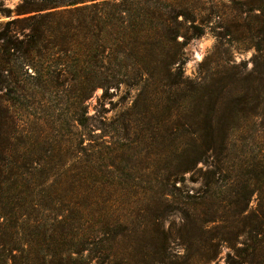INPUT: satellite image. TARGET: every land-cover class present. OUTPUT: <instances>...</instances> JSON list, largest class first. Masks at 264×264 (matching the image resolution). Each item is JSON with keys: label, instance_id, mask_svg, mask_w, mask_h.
I'll return each instance as SVG.
<instances>
[{"label": "trees", "instance_id": "16d2710c", "mask_svg": "<svg viewBox=\"0 0 264 264\" xmlns=\"http://www.w3.org/2000/svg\"><path fill=\"white\" fill-rule=\"evenodd\" d=\"M195 1L23 0L0 22V264L113 263L129 221L115 215L94 176L123 150L117 138L158 132L167 210L179 212L170 203L184 173L199 174L206 186L216 180L208 158L226 143L217 147L221 124L213 104L209 111L193 98L201 83L183 76L186 46L206 26ZM122 86L138 92L130 110L109 122L88 113L95 89L105 95ZM157 86L160 97L171 89L182 97H166L154 117L147 101L139 105ZM142 118L146 128L133 125ZM258 164L262 178L264 160ZM249 214L255 233L263 231L264 203ZM253 238L243 264L264 262V237Z\"/></svg>", "mask_w": 264, "mask_h": 264}, {"label": "rangeland", "instance_id": "374dc122", "mask_svg": "<svg viewBox=\"0 0 264 264\" xmlns=\"http://www.w3.org/2000/svg\"><path fill=\"white\" fill-rule=\"evenodd\" d=\"M22 1L0 0V22L15 16ZM195 4L203 7L197 19L204 18L206 26L186 46L183 76L201 83L193 98L209 105V111L213 104L212 119L221 124L215 136L217 143L223 139L226 143L216 158H208L217 165L216 180L206 186L199 174L184 173V180L176 182L180 194L170 203L179 212L167 210L161 199L166 188L159 175L165 162L158 132L142 130L137 137L113 140L118 147L124 144L123 150L111 154L112 166L99 164L100 172L94 176L101 196L115 201V215L129 221L128 231L115 245L112 264H243L242 251L251 245L253 235L264 237V230L255 233L256 219L249 214L264 203V176L254 174L264 160V51L256 50V43L264 44V0ZM162 88L149 89L140 101L139 106L147 101L154 117H159L160 102H168L166 97H182L181 91L172 89L160 97ZM137 93L122 86L102 95L97 88L87 100L88 113L109 122L132 108ZM140 112L145 113L143 107ZM146 121L132 123L146 128ZM135 139L140 142L131 141Z\"/></svg>", "mask_w": 264, "mask_h": 264}]
</instances>
